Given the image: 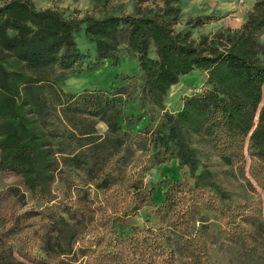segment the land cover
Segmentation results:
<instances>
[{
	"label": "trees",
	"instance_id": "trees-1",
	"mask_svg": "<svg viewBox=\"0 0 264 264\" xmlns=\"http://www.w3.org/2000/svg\"><path fill=\"white\" fill-rule=\"evenodd\" d=\"M147 1L135 0L133 14L77 18L37 9L32 0H0V170L20 176L33 199L20 213L0 212V243L18 236L39 249L21 255L30 264H175L177 257L207 264L208 213L223 220L220 235L230 242L252 250L264 240V202H232L209 171L197 173L195 147L208 143L264 193V0L225 41L176 32L179 10L171 0H160L153 14L142 9ZM210 21L196 17L187 26ZM80 31L93 60L77 45ZM122 48L137 64L139 108L160 113L135 132L122 131L113 101L66 95L53 80L54 67L90 72L100 62L117 63ZM195 70L205 73V89L185 98L177 113L166 111L168 92ZM93 117L102 118L105 135ZM171 160L187 168L192 185L172 182L155 206L144 175ZM64 169L78 177L55 197ZM149 206L164 225H112ZM0 264L23 263L8 248L0 249Z\"/></svg>",
	"mask_w": 264,
	"mask_h": 264
},
{
	"label": "rangeland",
	"instance_id": "rangeland-1",
	"mask_svg": "<svg viewBox=\"0 0 264 264\" xmlns=\"http://www.w3.org/2000/svg\"><path fill=\"white\" fill-rule=\"evenodd\" d=\"M37 9L56 8L63 10L66 17L82 18L85 14H91L96 18L106 15L133 14L135 0H32ZM172 5L179 10L176 32H189L193 40L206 37L209 40L222 35L223 41L236 34L247 19V15L253 9L257 0H171ZM162 7L161 1H147L142 5L144 13L153 14L157 6ZM196 17H210L211 21L203 26L191 29L187 23ZM76 42L81 51L87 53V57L93 60L94 48L88 42L82 31L76 34ZM260 45L264 43V35L258 37ZM117 63L112 61L100 62L90 72H78L77 70H61L54 67L53 80L64 94L79 96L84 92L92 100L105 105L113 101L111 112L117 115L116 121L124 132H135L144 128L153 115L158 118L160 113L152 108L142 111L139 108L138 96L141 81L134 55L122 48L117 55ZM84 69V68H83ZM205 73L193 71L179 79V82L168 92L167 104L164 109L179 108L187 97L204 90ZM168 107V108H167ZM95 123L97 134L105 135L107 126L102 118H90ZM195 147L199 151L200 171H209L213 182L224 190L232 202H246L249 200H262L264 193L257 187L247 174H241L235 168L225 166L213 152L208 143H197ZM139 155L136 153L135 158ZM139 164V163H138ZM63 169V168H62ZM53 186L55 197H61L68 185L76 181V172L64 169L63 174H58ZM172 182H180L192 185V179L187 168L181 167L176 160H171L158 166H154L144 175V183L152 192L155 206L159 205L166 188ZM17 189L23 194L24 201L13 195L12 190ZM91 189V194L96 191ZM100 195H102L100 193ZM226 205V203H225ZM33 206V199L24 186L20 176L0 170V212L7 211L14 214L25 211ZM154 207H144L133 217H118L113 226L119 227L144 226L148 224L164 225L154 214ZM212 218L210 233L208 234L210 256L207 264H264V240L255 242L254 248L249 250L239 244L233 243L220 235L223 220L213 213H208ZM264 217V212H263ZM167 220H165V224ZM11 249L16 259L23 264L26 262L21 255L32 250L39 254V249L30 247L18 236H11L0 243V249ZM177 264H183L177 257Z\"/></svg>",
	"mask_w": 264,
	"mask_h": 264
},
{
	"label": "crops",
	"instance_id": "crops-1",
	"mask_svg": "<svg viewBox=\"0 0 264 264\" xmlns=\"http://www.w3.org/2000/svg\"><path fill=\"white\" fill-rule=\"evenodd\" d=\"M168 97H169L168 95H167V97H165L164 104H167V98ZM181 108H182V103L180 104L179 108H173L171 110L169 109V112L174 114V113H177ZM175 264H177V263H175Z\"/></svg>",
	"mask_w": 264,
	"mask_h": 264
}]
</instances>
